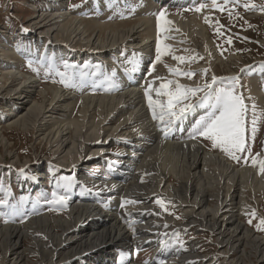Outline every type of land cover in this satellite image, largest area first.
I'll list each match as a JSON object with an SVG mask.
<instances>
[{
    "label": "rangeland",
    "instance_id": "obj_1",
    "mask_svg": "<svg viewBox=\"0 0 264 264\" xmlns=\"http://www.w3.org/2000/svg\"><path fill=\"white\" fill-rule=\"evenodd\" d=\"M63 1L66 2L65 12L70 13L71 16H77L78 21L95 22L96 20L104 25H122V23H128L137 17L138 12H140L137 8L141 7L144 0H137L136 3L130 2L124 6L121 5L119 0H112V2L107 1L108 4L105 3L106 6H100L101 8L93 11L95 13L89 12L90 14L81 11H84L87 6L93 4L96 0ZM202 1L201 3H192L182 6H175L168 3L155 7L153 17L155 20L156 37L158 34L157 14L161 11L165 12L164 19L167 20L169 16H179L180 19H184L185 21L197 15V17H204V23H207L205 36L209 49H207V47L205 49H199V46L196 47L195 44L198 45L202 43V39L196 34L189 36L188 40L185 34H181L183 41L180 43L181 46H174L173 44L177 45V43H172L173 38H177L178 35L172 36V34L178 33L179 31L172 25L173 23L163 25L168 31L161 32V44L162 46L164 44L169 45L170 51L168 54L162 56L160 62L155 63L154 71L149 74V68L153 65L156 58V38L153 46L154 50L152 47V55L154 56L150 61H147L148 64L141 73V75H143V81L139 83L140 88L145 94V89L149 82H152L153 88L155 89L158 88L161 83L167 82L168 80L178 82L181 85H184L182 84L183 81H188L195 85L193 87H202L205 82H211L213 76L221 78L216 81L214 87L223 88L232 84V81L224 78L237 77L235 91L238 95L243 97L247 107L245 113V139L246 145L250 151L237 153L241 158L235 160L225 154L219 147L214 148L211 141L202 137L198 138L201 140L205 150L219 151L237 166L247 165L250 167H257L258 165L253 166L251 157L259 154L261 158L262 149L264 147V104L258 103L255 96L251 94L249 82L252 70L259 68L264 62V11L259 7L264 5V0H216L217 7H213L212 0ZM201 4H208V6L205 5L200 11H196ZM245 4H255L257 7L245 8ZM46 5V0H0V53L5 49L4 46L7 41H10L14 45H26L33 42L34 38L40 32L46 31L48 27L39 28L41 23L33 25V22H36L38 19L36 18L35 20L34 15L38 14V17L40 15L44 18L46 17L48 11ZM73 5L79 6L73 7ZM221 7L223 8L222 11ZM113 10H115V13L109 14ZM206 18L208 22H206ZM161 23L163 24V21H161ZM24 29H28L30 34H20ZM192 31L195 32V30ZM108 34L109 31L106 35L107 39L111 36ZM115 35H118V32H116ZM114 39L115 37H113V40ZM195 39L198 41L196 42ZM84 43L86 42L83 41V44L76 46L80 47L82 52H78L77 55L72 58H65V56H62L60 59L56 57L53 60H47L39 57L37 58V56L27 53L18 57L19 59H15L16 61L10 58L12 61V69L20 70L27 75H38L40 81L35 83V87L28 89L29 95H27L23 101L20 98L18 99V97L12 99L14 95H11V101L7 103L6 96H2L7 90H4L0 94V138L2 140V143H0V200L6 201V203L0 204V223H25L30 220L32 216L39 213H49L51 218H66L70 210L71 200L74 199H71V196L75 193L72 188H75L78 181L83 179L84 181L80 186L84 187L88 194L97 197L95 205H97V209L100 210L102 214L113 212L120 215V217L129 216L131 212L132 214L135 213V209L131 210L132 204L129 203L131 201H136L138 203L135 204L136 206L149 204L159 212V215L155 217L157 223L163 222V219L167 217L171 218L170 220L173 222L175 221V223H180L178 225L168 226L167 229L163 231V236H161L151 248L136 243L128 250V254H126L122 248H110L107 262L102 261L99 264H127V262L124 261L125 256H130V259L137 264H164L171 257L173 259L179 258V255L185 253L190 246L195 247L196 252L201 258L194 264H233L234 261L241 259V251L237 250L230 254L229 247L221 244L218 234L208 229L207 226L193 224L188 228H183L182 225L184 221L187 220L184 218L185 208L178 206V202L173 196L155 193L151 195L147 201L138 198L137 200H133V198L128 200L125 199L127 201L122 199L123 196L119 194L116 184L120 186L125 185L133 178L129 173L131 171L135 172L137 163L140 164L142 162L149 148L144 150V147H142L143 149H141L140 153L144 152L143 156L136 157V160L130 161L131 165L125 162L126 158H124L125 163L121 165L118 163L119 161L116 160L122 156L123 152H131L133 147L130 145L128 147V145L121 140L112 138L111 141L104 146L100 157L88 160L86 163H81L80 165L78 164L77 167L75 166L76 169L74 170L75 167H73V165H68V167H66V160L63 157L65 152H63L61 156L54 154L58 144L51 147V144L46 142L49 140V137L39 135L40 131L38 130L44 127L46 121L45 125H53L54 127L69 123V128L64 131L63 134L69 133L61 138L62 141H65L68 135V138H70V132L74 130V123L78 121L80 123L83 116L87 118L88 115L92 123L99 120L105 111L103 107H105L106 102L103 103V107L101 103L99 108L91 105L86 109V105L82 104V100L76 101L77 107H75L73 111H68V108H61L62 110L56 113L47 112L51 114V116L45 118L43 117L47 113H41L38 119L31 122V124L25 125V127L19 126L20 128L13 127V129H7L6 124L11 120L10 119L8 122L5 121L7 112L15 113V110H18L20 111L18 115H24L33 107H35L33 109L37 110L39 108L38 106H40V108L44 106L45 110H43V112L51 111L53 108L58 107V104L61 102L54 104L56 100L53 101L52 95L46 94L45 89L48 87H57L61 92L65 93V97L76 96L81 99L84 95H90L89 97L99 98L101 96L103 97L102 99H108L104 97H110L117 93V91L114 90V86L115 83L119 81V78H122V75L135 73V71L131 70L133 63H130V61H138V57L142 55L134 49L124 47L123 42H117L120 46L115 49L113 47L112 50L103 52L106 53L107 56L101 53H99L101 55L90 52L88 54V52L86 53V49H91H88V46ZM96 55H99V57L95 58L94 56ZM174 56H184L190 59H186L184 62H178L173 58ZM209 58L211 59L209 60ZM168 63L173 65L171 68H179L181 71H192L194 75L188 78L184 75L171 73L169 72L170 65ZM164 66H166L165 70L167 72L164 68L159 72V68ZM3 70L4 69L0 67V81ZM59 73H65L66 75L62 77ZM157 77L160 79H157ZM80 78L84 80V83H81L82 87L79 91L72 90V87L79 82ZM61 79L67 81V86L65 83L60 82ZM259 83L261 87L264 88V76ZM11 85L12 89L19 87V81H15ZM169 87L174 88L175 83L169 85ZM76 93L79 95L77 96ZM24 94L22 96H24ZM150 95L153 99H160L162 101H166L167 99L163 96L157 97L155 91H152ZM197 95H202V93H198ZM192 99L195 101L196 97ZM72 100L74 99L71 98L67 101L71 102ZM13 102L15 103L14 105H16L15 108L14 105H12ZM253 105H255V110H253ZM18 106L19 108L17 109ZM195 108L196 107H194V109ZM143 110L144 116L147 118L148 115L149 118L151 111L148 108V104L147 106L144 105ZM207 114L208 113H201L200 115H193L191 117L192 119L190 118V120H188L183 129H179L176 134L171 136V140L178 142L188 140L194 134L197 121L205 118ZM254 116L259 117V119L256 125L257 130L253 135L251 131V122ZM148 118L146 120H148ZM122 119L123 117L118 118L117 121L113 120L109 126H112V128L117 127V124H119ZM57 120L58 122H56ZM61 120L62 122H59ZM148 121L147 123L151 124V126L158 124V121L153 120V118H149ZM37 123H40L38 127L36 126ZM177 126H179V121H176L171 126L170 130L173 132ZM158 127L163 128L164 126L158 124ZM131 129H141L143 132L140 131V134L147 130L146 127L140 123H136V126L133 128H128V130ZM170 132H168V134ZM73 138L74 135H72V139ZM131 142L133 144L136 140H132ZM79 149L80 151L77 150L83 155L86 151L88 152L85 148L80 147ZM74 151H76V149H74ZM154 155H157L159 159L162 157L161 154L158 153ZM70 156L71 155H69V157ZM82 160L83 159L80 161ZM147 166L152 167L151 163L147 164ZM80 167L84 168L79 171ZM165 167L169 168V171L172 170L169 160H166ZM165 167H163V169H166ZM36 171L44 173L42 178H38L41 176H38ZM117 171H119V173L123 172L121 176L123 178H113V174ZM49 172L50 174L47 175ZM174 173L175 172L169 176L170 180L167 184H171V188H178L177 186L179 183H177ZM146 177H148V175H146ZM23 178L26 182L22 180ZM32 179L35 180L33 185H31ZM96 183H99V185L95 186ZM60 196L66 197V201L63 204L56 202V198ZM244 197H246L244 198L246 201V214L241 215L239 220L253 233L264 236V229H258L257 227L260 219L264 218V202L260 201L259 204L255 202V199L262 200L261 196L259 194L253 195V193L247 189L244 192ZM158 200L163 202V208L157 203ZM76 202L83 203L81 200L75 199L73 203ZM122 203L123 207L121 206ZM216 203L217 200L212 198L209 207H214ZM227 208L226 206L224 210ZM253 212L255 215L252 214ZM105 218L109 219L107 222L112 221L110 220L112 218L111 215ZM130 219V217H126L127 221ZM249 220L252 222L249 223ZM133 223L134 224L128 227V234L131 235L130 241L134 242L137 239L135 237L138 236L136 226L139 224L147 225V221L146 219L140 218L139 220H133ZM22 245V250L25 251V253L27 252L26 250L32 248L31 240L27 238L22 241ZM153 248L157 249L156 258L160 257L157 260H154L155 252L153 250L155 249ZM160 248H162V256L157 255V251H159ZM244 249H246L247 255L252 253V256L250 255L251 258H246V263L251 259L255 264H264V262L258 263V257L255 255L254 251L251 252L248 246ZM30 257L33 259L30 261L28 260V263L33 264L38 261V256L31 255ZM70 263L71 262L61 261L59 264ZM86 263L92 264L89 261Z\"/></svg>",
    "mask_w": 264,
    "mask_h": 264
},
{
    "label": "bare ground",
    "instance_id": "obj_2",
    "mask_svg": "<svg viewBox=\"0 0 264 264\" xmlns=\"http://www.w3.org/2000/svg\"><path fill=\"white\" fill-rule=\"evenodd\" d=\"M46 1V6L48 7L46 8L48 10L46 17L44 18L41 15L38 17V14L34 15V19H38L36 22H33V25L41 23L39 28L48 27L46 31L40 32L34 38L33 42L26 45H14L10 41H7L4 46L5 49L3 48L4 50L0 53V67L4 69L3 74L1 73L0 94L4 90H7V92L2 95L6 96L7 103L11 101V95H14L12 99L18 97V99L20 98L23 101V99L29 95L28 89L35 87V83L40 81L38 75H27L20 70L12 69V61L10 58L16 61L15 59H19L18 57L26 53L47 60H53L56 57L60 59L62 56H65V58H72L81 51V48L76 46L83 44V41L86 42L84 44L88 46V49H91H86V53L88 52V54L89 52L101 53L107 56L106 53L103 52L112 50L113 47L115 49L120 46L117 42H123L124 47L134 49L142 55H140L138 57L139 60L136 61L137 70L135 73L122 75V78H119V81H117L114 86V90L117 91V93L110 97H104L108 99H102L103 97L101 96L99 98L89 97L90 95H84L81 99L76 96L65 97V93L61 92L57 87H48L45 89L46 94L52 95L53 101L56 100L54 104L61 102L58 104V107L46 112H43V110H45L43 105L41 108L38 106L39 108L37 110L33 109L35 108L33 107L24 115H18L20 112L18 110H15V113L7 112L5 121L8 122L11 119L6 124L7 129H13V127L19 126L25 127V125L31 124V122L38 119L41 113H56L63 108H68V111H73L74 108L77 107L76 101L82 100V104L86 105V109L91 105L99 108L101 103L103 107V103L106 102V108L103 107L105 111L99 120L92 123L88 115L87 118L83 116L80 123L76 120L77 123H74V130L70 132V138H68V135L65 141H62L61 138L69 133L63 134V132L69 128V123L54 127L53 125H45L47 122L45 120L44 127L38 130L40 131L39 135L49 137V140L46 142L51 144V147L58 144L54 151L55 155L61 156V154L65 152L63 157L66 160V167H68V165L77 167L78 164L80 165L81 163H86L88 160L100 157L104 146L109 143L112 138L121 140L123 143L127 144L128 147L129 145L133 147V149L130 148L132 149L131 152H126L127 154L123 152L122 156L116 160L119 161L118 163L121 165L125 162L131 165L130 161L136 160V157L143 156L144 152L140 153L141 149H143L142 147H144V150L149 148L142 162L140 164L137 163L135 172L131 171L129 173L133 178L125 185L120 186L116 184L119 194L123 196V200L131 198L137 200L138 198L147 201V199L155 193L173 196V198L177 200L178 206L185 208L184 218L187 220L184 221L182 225L183 228H188L193 224H197L200 226H207L208 229L216 232L221 240V244L229 247L230 254L237 250L241 251V259L234 261L233 264H255L251 259L248 260L247 263L245 262L246 258H251L250 255L252 254L250 253V255H247L246 249H244L247 246L251 249V252H255V255L258 257V263L264 262V236L253 233L239 220L241 215L246 214V201L244 199L246 197H244V192L247 189H249L253 195L259 194L261 196L262 200L255 199L257 204H259L260 201L264 202V173L259 171L258 166H237L221 152L205 150L198 137H190L188 140L181 142L171 140V136L176 134L179 129H183L193 115L196 116L201 113L211 112L212 108L209 104L203 103L196 106L193 111H190L182 120H179V126H177V128L174 127L176 129L173 130V132L170 130L171 132L169 131L170 133L167 135L161 130L162 127H158V124L152 125V127L151 124L147 123L149 118H152L150 114L149 118L146 114L148 120H146L147 118L143 114V108L144 105L147 106V100L139 83L143 81V75H141L142 70H145L148 64L147 61H150L154 56L152 55V47L157 38L155 20L153 17L155 7L168 3L175 6H182L192 3H201L203 1L144 0L141 7L137 6V9L140 10L137 17L128 23H122V25H104L96 20L95 22L78 21L77 16H71L70 13L65 12V1ZM107 1L112 2V0H96L81 12H87L88 14L95 13L93 11L101 8L100 6L104 7L105 3L108 4ZM119 1L123 6L130 2H137V0ZM205 5L208 6V4ZM114 13L115 10L111 11L109 14ZM168 20L173 23L172 25L179 31L178 33L172 34V36L178 35L177 38H173L172 43H177V45L173 44L174 46H181L180 43L183 42L181 34H185L187 40L189 36H193L194 34L200 37L202 43L198 45L195 44L196 47L199 46V49H205L208 46L205 36L207 23H204V17L201 18L195 15L189 20L184 21V19H180L179 16H169ZM192 30H195V32ZM108 31V35L111 36L107 39L106 35ZM116 32H118V35H115ZM20 34L28 35L30 33L28 29H24ZM113 37H115L114 40ZM195 41L197 42L198 40L195 39ZM207 49L209 48L207 47ZM99 55L94 57L98 58ZM210 59L211 58H209V60ZM171 67H173V65H170V68ZM162 68L165 70L166 66L159 68L160 70L158 71L161 72ZM263 76L264 62L259 68L252 70L249 82L251 94L255 96L258 103L262 104H264V88L261 87L259 82ZM15 81H19V87L12 89L11 84ZM81 83H84L82 78L79 79V82L75 84L74 87L71 85L72 90L79 91L82 87ZM182 84L188 87L195 86L188 81H183ZM23 94L24 96H22ZM76 94L77 96L79 95L78 93ZM71 98L74 100L71 102L67 101ZM14 104L13 102L12 105ZM15 106L16 105H14V108ZM18 108L19 106L17 109ZM50 116L51 114L47 113L43 118ZM120 117H123V119L117 124V127L112 128V126H109L113 120L117 121ZM56 122H58V120ZM59 122H62V120ZM136 123H140L146 127V133H142L143 131L141 129L128 130V128L136 126ZM39 125L40 123L36 124L37 127ZM140 131H142L141 134L139 133ZM72 135H74L73 139ZM132 140H136V142L132 144ZM0 143H2L1 138ZM80 147L87 149L88 152L86 151L84 155L79 153ZM73 148L76 149V151H74ZM155 153L161 154V159L157 158V155H154ZM69 155L72 157H69ZM124 158H126L125 162ZM81 159L83 160L80 161ZM261 159H264V147L262 149ZM166 160L171 162V171L167 168L168 166L165 167ZM150 163L152 167L147 166V164ZM163 167L166 169H163ZM83 168L84 167H80L79 171ZM173 172H175V179L177 183H179L177 186L178 188H171V184H167L170 180L169 176ZM36 174L41 176L38 178H42L44 175V173L38 171H36ZM49 174L50 172L47 175ZM122 174L123 172L119 173V171H117L113 174V178H123L121 177ZM146 175H148V177H146ZM22 180L26 182L24 178ZM83 181V179H80L77 186L72 188L75 193L71 196V199H74L71 200L70 210L66 218H51L49 213H39L32 216V218L25 223H0V264H30L28 260L30 261L33 259L30 257L31 255L38 256V261L33 264H59L61 261L71 262L70 264H88L86 263L87 261L92 264H99L102 261L107 262V257L112 247L122 248L126 254H128V250H130L131 246L136 243L151 248L155 242L163 236V231L167 229L168 226L180 224L175 223V221L173 222L170 220L171 218L168 217L164 218L163 222L157 223L155 217L159 215V212L149 204L136 206L135 204H138L136 201H131L129 203L132 204L131 210L135 209V213L132 214L131 212L129 216H126L131 218L128 221L126 217L121 216V218L120 215L113 212L102 214L101 211L97 209V205H95L97 197L88 194L85 188L80 186ZM34 183L35 180L32 179L31 185ZM212 198H215L217 203L214 207H209ZM75 199L81 200L83 203H73ZM226 206L228 208L224 210ZM108 215L112 216L110 219L112 221L110 222H107L109 219L105 218ZM140 218L146 219L147 225L137 224L138 236L135 237L137 239L134 242L130 241L131 235L128 234V227L134 224L133 220H139ZM26 238L31 240L32 248L26 250L27 252L25 253V251L22 250V241ZM153 249H155L153 250L155 252L154 260H157L160 257L156 258L157 249ZM161 249L162 248L157 251V255L159 256L161 254L163 255ZM198 257L199 254L196 252L195 247L190 246L185 253L179 255V258L173 259L171 257L164 264H194L201 259ZM124 261H126L127 264H137L130 259V256H125Z\"/></svg>",
    "mask_w": 264,
    "mask_h": 264
},
{
    "label": "snow or ice",
    "instance_id": "obj_3",
    "mask_svg": "<svg viewBox=\"0 0 264 264\" xmlns=\"http://www.w3.org/2000/svg\"><path fill=\"white\" fill-rule=\"evenodd\" d=\"M213 7H217L216 0H212ZM79 5H73V7H78ZM205 5L201 4L196 11H200ZM245 8L257 7L255 4H245ZM262 11H264V5L259 6ZM223 8L221 7V11ZM165 12L161 11L157 14V44H156V58L153 65L149 68V74L154 71L155 63L160 62L163 55H166L170 51V46L161 44L160 34L162 31H168L163 25L170 24L171 22L164 19ZM163 21V24L161 23ZM206 22L208 19L206 18ZM230 42V41H229ZM178 62H184L186 58L184 56H174L173 57ZM133 63L132 71H136V61H130ZM31 66V65H30ZM169 72L184 75L191 78L194 73L192 71H181L179 68H169ZM64 77L65 73H59ZM157 79H160L157 77ZM218 78L213 76L211 82H205L203 86L188 87L181 85L178 82L168 80L159 85L158 88H153L152 82H149L147 88L145 89V97L147 100L148 108L151 111L153 120L158 121V124L163 125L161 129L165 135L171 129V126L179 120H182L187 113L192 111L194 107L199 104L208 103L212 108V111L207 114L205 118L197 121V126L194 128V134L192 138L202 137L211 141L212 146L219 147L225 154L230 158L239 160L241 157L237 153H242L245 151H250L246 145L245 139V113L247 107L244 103L243 97L238 95L235 91V82L237 77L224 78L226 80L232 81V84L227 87L219 88L214 87ZM61 83H65L67 86V81L61 79ZM175 83L174 88H170L169 85ZM152 91H155L157 97H166V101L160 99H153L150 95ZM202 93V95H197ZM193 97H196L193 101ZM253 110H255V105H253ZM259 117L254 116L252 119L251 131L253 135L256 132V125ZM253 166L259 167V171L264 173V159L259 157V154L251 157ZM23 171V170H21ZM55 196V194H54ZM66 201V197L60 196L56 198L57 203L63 204ZM130 202V201H129ZM6 203L4 200H0V204ZM158 204L163 208V202L157 201ZM123 207V203L121 205ZM255 215V213H252ZM252 221L249 220V223ZM258 229H264V218L260 219ZM163 243V242H162Z\"/></svg>",
    "mask_w": 264,
    "mask_h": 264
}]
</instances>
